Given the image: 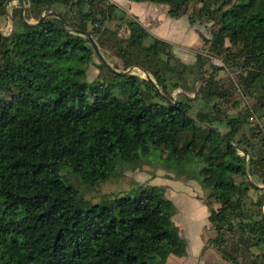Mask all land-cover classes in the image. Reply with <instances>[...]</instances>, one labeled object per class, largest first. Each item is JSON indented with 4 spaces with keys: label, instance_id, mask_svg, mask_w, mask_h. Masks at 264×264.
Instances as JSON below:
<instances>
[{
    "label": "trees",
    "instance_id": "16d2710c",
    "mask_svg": "<svg viewBox=\"0 0 264 264\" xmlns=\"http://www.w3.org/2000/svg\"><path fill=\"white\" fill-rule=\"evenodd\" d=\"M8 1L0 0V28ZM22 1L25 21L45 18L26 27L16 5L12 33L0 34V264L185 258L161 188L142 185L99 203L85 196L144 166L169 178L190 170L206 191L214 236L204 250L226 264H264V0H127L207 27L208 38L196 31L202 49L193 64L108 0ZM84 34L122 72L137 67L158 89L95 65ZM90 66L114 81L81 82Z\"/></svg>",
    "mask_w": 264,
    "mask_h": 264
},
{
    "label": "rangeland",
    "instance_id": "374dc122",
    "mask_svg": "<svg viewBox=\"0 0 264 264\" xmlns=\"http://www.w3.org/2000/svg\"><path fill=\"white\" fill-rule=\"evenodd\" d=\"M123 12L126 15H130L126 11ZM136 18L137 17H134L135 20H137ZM6 26L7 19L3 27H1L0 29H4L6 28ZM108 26L112 28L113 25L109 24ZM186 28L188 30L187 32L185 31ZM177 31L181 32V30L179 29V25L177 26ZM182 31H184L185 34L182 33L181 36H179L180 38L176 37V41L173 40L181 46L174 45L168 41L165 42L171 45L172 54H174V56L179 61L184 62L186 64H193L195 62L196 54H199L202 49V42L200 38H198L196 31L204 37L208 38V28L205 26L196 25L195 28L191 29L186 24L185 28L182 27ZM148 33L153 38H156L153 33ZM172 38L173 35L170 36V39ZM99 52L103 57L104 61L108 63L113 70L119 72L123 71L122 64L114 57L113 53H107L106 50H103L101 48H99ZM94 55L95 56H93L92 62L95 65H98L99 58L96 56V54ZM213 63L218 67L222 65L219 61H214ZM70 65L71 63H69L68 66ZM72 65L74 68H82V66L76 63H72ZM114 67H117V70L114 69ZM95 70L97 69L92 66L91 70L86 71L85 76H83L80 81L88 84L102 83L106 85L114 81L113 78L107 74L99 76V73L97 72L96 75H93ZM131 73L132 75H135L139 78H146L143 72L138 71L136 69H132ZM225 76L226 72L224 71H221L218 74L219 78H225ZM117 88L118 87L113 89V93L116 95L119 93ZM179 93V90H175L174 92H172V98H175ZM195 96L196 95H188L189 98H195ZM199 107V104H196L194 106L195 110H198ZM230 115H235L234 110H230ZM246 117V121L248 123H253L251 117ZM220 129L221 131H225V128L223 127ZM190 176L191 171L189 170L186 179L175 177L169 178V174L161 168L144 166L141 171H136L134 173H131L130 171L126 170L122 174V176L114 178L108 181L107 183L103 184L102 186L93 189L92 191L86 192L85 196L89 198L92 202L99 203L105 197L112 193L128 191L132 188H136L142 185L161 188L164 197L171 201L174 207L175 214L172 218V221L178 229L179 236L184 240L187 251L185 258L178 259L175 257H170L168 259V264H226L222 262L220 257L213 250L203 249L206 245L207 240L214 236V233L213 231H211L210 226L207 222L208 208L205 204L209 201L205 198L206 191L203 190L196 181L191 180ZM210 206L215 207V203L212 201ZM261 209L264 212V203ZM193 239L195 241H192Z\"/></svg>",
    "mask_w": 264,
    "mask_h": 264
},
{
    "label": "crops",
    "instance_id": "0c3cea01",
    "mask_svg": "<svg viewBox=\"0 0 264 264\" xmlns=\"http://www.w3.org/2000/svg\"><path fill=\"white\" fill-rule=\"evenodd\" d=\"M108 1L112 4H115L120 10L126 11L131 16L137 17L136 19L138 20V22L148 32L153 33V35L157 39L168 41L174 45H180L174 42L173 40L176 41V37L180 38L179 36H181L182 33L185 34V32L182 31V27L185 28L187 24L192 29V27L188 24V21L185 18H180L178 20L168 18V16L166 15V11L160 6H155L148 3H131L127 0ZM14 6H16V4L11 5L10 11ZM178 25L181 32L177 31ZM185 31H188L187 28L185 29ZM171 35H173L172 39H170ZM91 67L92 66H90L87 71H90ZM97 72L98 71L95 70L93 75H96ZM192 241L195 240L193 239Z\"/></svg>",
    "mask_w": 264,
    "mask_h": 264
},
{
    "label": "water",
    "instance_id": "95a60500",
    "mask_svg": "<svg viewBox=\"0 0 264 264\" xmlns=\"http://www.w3.org/2000/svg\"><path fill=\"white\" fill-rule=\"evenodd\" d=\"M12 4H16V5H18V6L20 7V19H21L22 23H23L26 27H30V28L35 27V26L41 24L42 21H43L44 18H45V15H42L38 21H25L24 16H23L24 8H25L23 1H22V0H9V1L5 4V7H4V11H5L6 18H7V26H6V28H4V29H0V34L3 35V36H9V35L12 33L13 28H14L13 21H12V16H11V11H10V7H11ZM50 14H51V15H54V16H56V17H58V18L60 17L59 15H57V14H55V13H50ZM62 21H63V20H62ZM84 36L86 37V41L90 44V46H91V48L93 49L94 53H95L96 56L99 58V60L102 62V64L106 67V69H108L109 71H111V72H113V73L119 74V75H126V74L131 73V70H132V69H129V70L125 71V72H119V71H115V70H113V69L111 68V66H110L108 63H106V62L104 61L103 57L101 56V54H100V52H99V49H98V47H97L95 41H94L92 38H90V36H89L88 34H84ZM133 69H136V70H138V71L143 72L141 69H139V68H137V67H135V68H133ZM143 73H144L145 76H146L145 79H146L147 81H149V82H150V83H151L156 89H158V88L156 87V85H154V83H153V81L151 80L150 76H149L147 73H145V72H143Z\"/></svg>",
    "mask_w": 264,
    "mask_h": 264
},
{
    "label": "built area",
    "instance_id": "2783aa9c",
    "mask_svg": "<svg viewBox=\"0 0 264 264\" xmlns=\"http://www.w3.org/2000/svg\"><path fill=\"white\" fill-rule=\"evenodd\" d=\"M253 120V119H252Z\"/></svg>",
    "mask_w": 264,
    "mask_h": 264
}]
</instances>
